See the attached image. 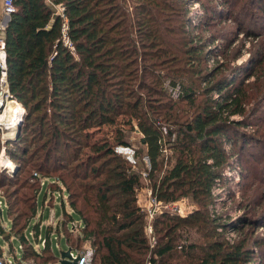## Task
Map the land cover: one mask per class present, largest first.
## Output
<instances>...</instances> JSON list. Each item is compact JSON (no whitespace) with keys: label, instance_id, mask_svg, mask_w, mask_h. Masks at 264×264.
<instances>
[{"label":"trees","instance_id":"1","mask_svg":"<svg viewBox=\"0 0 264 264\" xmlns=\"http://www.w3.org/2000/svg\"><path fill=\"white\" fill-rule=\"evenodd\" d=\"M51 1L63 2L66 6L68 36L75 46L74 50L64 43L63 18L56 14L49 0H15L17 8L8 19L4 37L9 99L22 103L27 111L26 122L34 118L42 124L36 129L43 135L37 142L42 144L46 137L51 136L47 139L49 142L42 146L47 149L50 146V155L61 151V147L67 152L71 145L64 137L70 138L76 145L71 146L73 151L67 159L73 158L74 162L82 160L81 154L89 146L100 154L97 161L89 162L86 166L84 162L76 167L56 165L51 170L52 173L57 170L61 172L56 178L66 186L63 195L67 193L72 209L81 217L83 223L76 226L83 234L73 237L75 227L70 223L75 221L74 214L65 210L63 201L67 197L61 196L66 219L57 222L55 231L58 229L60 236L64 232L69 233L64 236L68 246L74 250H79L78 246L83 240L91 241L95 250L92 264H146L147 259L153 264H173V260L177 258L174 253L180 250L189 253L188 248L195 249L196 243H190L188 247L181 245L176 251L177 246L173 244L172 235L180 226L206 221V215L193 214L186 218L167 211L156 215L154 226L158 235L160 234L158 249L148 257L150 243L144 230L145 212L136 203L142 173L134 169L108 143H95L91 146L87 141L86 130L115 124L121 115L137 118L141 121V142L146 148L151 166L148 176L152 183L153 197L158 201L173 202L182 196H189L194 202L206 206L214 201L213 186L224 180L220 173L221 168L231 163L227 151L237 150L238 138L231 131L230 117L244 113V91L236 85V79L228 81L227 78H221L214 85L206 86L205 90L211 102L205 101L199 105L201 111L193 120L177 122L175 141L173 145L170 144L178 158L162 174L161 156L167 141L158 121L173 120L174 111L170 113L168 108L162 111L160 103H157L160 100L154 102L152 95L151 100H145L138 94L134 95V90L130 88L138 76V69L134 72V65L139 61L141 64L150 61L151 64L158 65L157 60L166 53H171V46L163 47L170 45L171 38L159 32L160 28L169 29L168 18L161 13L166 3L163 0H139L133 13H130L124 5L126 0ZM135 29L138 30L139 41L134 36ZM141 47L158 49L148 54ZM193 54L198 53H192V56ZM144 68L146 70L143 73L149 74L147 77H152L156 82L155 77L148 73L147 65ZM181 88L179 95L183 96L182 99L195 105L197 91L194 92L186 85ZM215 94L219 95L220 100L215 101ZM66 102L71 105H65ZM47 106L53 109L67 106L49 124L50 131L43 123L46 117L40 120L35 117L41 111L44 113ZM24 134L23 128L13 142L21 144L25 140ZM119 138L122 143H128L122 132ZM16 153L17 151L10 152L17 159ZM138 154L141 155L139 150ZM57 160L53 155L55 164ZM65 170L67 172L63 173ZM8 180L13 181L12 178ZM14 184L19 183L14 181ZM39 194L40 192L32 194L29 202L21 199L23 205L19 213L20 219L12 217V203H8L9 198L1 197L6 204L7 215L11 217L12 230L16 233L17 227L25 228L26 232L27 221L21 224V217L36 214ZM48 195L50 194L45 190L43 203ZM51 198L56 199V191H52ZM0 210L2 212L1 205ZM50 229L51 227L46 226L45 244L41 250L59 259L60 256L52 245ZM39 232L37 222L32 226V237L35 240ZM17 239L21 244H34L26 233H21ZM233 247L234 249L227 250L223 260L210 253L196 264H241V260L250 256L241 255L244 251L243 244ZM15 249L16 252L9 254L6 259L3 249L0 248V257L4 264H9V259L13 261L10 264H23V257ZM34 252L41 254L37 249ZM25 254L26 250L21 247V255L26 256Z\"/></svg>","mask_w":264,"mask_h":264},{"label":"rangeland","instance_id":"2","mask_svg":"<svg viewBox=\"0 0 264 264\" xmlns=\"http://www.w3.org/2000/svg\"><path fill=\"white\" fill-rule=\"evenodd\" d=\"M138 1L126 0L124 5L128 7L130 13H133ZM163 2L166 4L161 13L168 18L169 29L160 28L159 32L171 38L170 45L163 46L165 48L171 46V53H166L157 60L158 65H153L150 61H146L145 64L139 61L136 64L138 67L134 65V70L138 69V76L133 80L130 88L134 90V95L138 94L145 100L150 99L151 95L154 102L160 100L157 103H160L162 111L166 108L170 109L168 110L170 113L174 111L173 120L158 121L167 141V145L163 146L160 173L163 174L171 168L178 158L172 146L177 132V122L193 120L201 111L199 105L210 101V96L205 90L207 85H214L221 78H227L228 81L236 79V85L242 87L246 97L244 113L230 117L231 131L238 138L237 150L227 151L231 163L220 170L224 180L213 186V203L201 206L191 197L182 196L173 202L161 201L155 204L152 183L148 176L151 166L146 148L141 142L143 137L141 121L137 118L121 115L115 124L89 128L86 130L87 141L91 146L95 143H108L127 159L134 169L142 173V183L137 188L136 203L145 212L144 230L148 242L151 243L150 234L155 235L157 241L150 246L148 257L158 249L159 243L160 234L158 235L155 230L154 218L167 211L186 218L193 214L206 215V221L180 226L172 235L173 244L177 246L176 251L181 245L188 247L190 243H196L195 249L188 248L189 253L181 250L174 253L177 258L173 260V264H196L210 253L223 260L227 250L234 249L233 246L237 244L244 246L241 255H250L246 260H241V264H264V8L262 7L264 0H163ZM134 34L139 41L137 29ZM194 48L198 50H192ZM140 49H145L149 54L158 48L141 47ZM192 53L198 54L192 56ZM145 65L156 82L152 77H147L149 74L143 73L146 70ZM180 85L189 86L194 92L197 91L195 105L189 100L182 99L183 96L179 95L182 90ZM214 99L220 100L219 95L215 94ZM6 100L8 99L4 97L5 102ZM65 105L71 104L66 102ZM65 108L67 106L62 109L47 106L44 113L41 111L35 117L39 120L46 117L43 123L50 131L49 124L59 112L63 113ZM26 116L27 111L24 108L12 134L8 132L4 123H0V200L2 201L0 248L3 249L6 259L9 254H14L17 248L18 254L24 259L23 264H62L60 258L56 259L41 250L45 244L46 226L51 227L52 245L58 256L69 248L65 238L69 233L64 232L65 236H60L61 232L57 231L58 229L55 231L54 227L60 219H66L61 204L62 197H67L63 201L65 210L73 212L74 219L79 225L83 223L81 217L72 209L67 193L63 195L66 186L56 178L61 172L57 170L52 173L51 170L56 165L76 167L84 162L86 166L89 162L97 161L100 154L89 146L83 150L81 161L74 162L73 158L68 160L67 157L73 151L71 146H75L76 142L64 137V140L71 145L68 151H63L61 147V151L49 155L50 146L48 149L42 146L49 142L47 139L51 136L46 137V141L42 144L38 143V139L43 135L36 129L42 124L34 118L26 122ZM23 128L25 140H22L21 144L13 142L16 130L19 129L20 132ZM121 132L127 144L120 141ZM224 141L226 142V139ZM138 150L141 155L138 154ZM11 151H17V159L10 154ZM53 155L58 158L56 164ZM66 172L67 170L63 173ZM10 178L13 181L9 182ZM14 181L19 184H14ZM45 190L50 195L43 203ZM52 191H56V199L51 198ZM39 192V208L36 214L22 216L20 220L21 224L27 221L26 232L25 228L17 227L18 233H16L14 229L12 230L11 217H8L6 204L1 197L9 198L8 203H12V217L20 219L19 213L23 205L21 199L29 202L31 195ZM152 206H157V214L149 219L147 212ZM53 210L56 216L50 219ZM37 222L40 232L35 240L32 237V226ZM149 226L152 227V233L148 230ZM21 233L28 235L34 243L33 246L28 242H22L23 244L19 242L17 238ZM79 233L83 234L75 227L72 235L77 237ZM21 247L26 250V256L21 255ZM78 247L79 250L90 248L95 251L91 241L83 240ZM34 249L39 250L41 254H35Z\"/></svg>","mask_w":264,"mask_h":264},{"label":"built area","instance_id":"3","mask_svg":"<svg viewBox=\"0 0 264 264\" xmlns=\"http://www.w3.org/2000/svg\"><path fill=\"white\" fill-rule=\"evenodd\" d=\"M0 95L2 97H5L6 99H9V82H8V63H7V53H6V41L4 37V30L7 25V17L10 18L11 14L16 11V4L15 0H0ZM51 5L54 7L56 14L61 15L63 18V36L62 39L66 45H68L71 49H75L74 44L72 43L70 37L68 36V16L65 12L66 6L63 2L54 3L51 0H49ZM155 200V204L158 201L155 197H153ZM157 206H152L148 208L147 217L149 219H152L156 213ZM50 219H53L55 215V211L53 210L50 214ZM73 227L78 226V223L76 221L72 222ZM148 230L150 233H152V227L149 226ZM151 245L153 246L157 241L155 240V235H151ZM45 241V240H44ZM94 252L90 248L82 249V250H71V255L73 259H76L75 264H92V258H93ZM9 262L12 263L13 261L9 259ZM0 264H4L3 259L0 257ZM146 264H153L151 260L147 259Z\"/></svg>","mask_w":264,"mask_h":264},{"label":"bare ground","instance_id":"4","mask_svg":"<svg viewBox=\"0 0 264 264\" xmlns=\"http://www.w3.org/2000/svg\"><path fill=\"white\" fill-rule=\"evenodd\" d=\"M0 103H4V110L0 113V123H4L10 134L14 133V129L21 119L24 107L20 102H16L13 99H8L4 101V97L0 95ZM23 107V108H22Z\"/></svg>","mask_w":264,"mask_h":264},{"label":"water","instance_id":"5","mask_svg":"<svg viewBox=\"0 0 264 264\" xmlns=\"http://www.w3.org/2000/svg\"><path fill=\"white\" fill-rule=\"evenodd\" d=\"M4 106H5L4 103H0V111L3 109ZM18 134H19V129L16 130V132H15V135H14L15 138L18 136ZM71 250H72V248L69 247L66 251L61 252L60 261L62 264H75L76 259L72 258Z\"/></svg>","mask_w":264,"mask_h":264},{"label":"crops","instance_id":"6","mask_svg":"<svg viewBox=\"0 0 264 264\" xmlns=\"http://www.w3.org/2000/svg\"><path fill=\"white\" fill-rule=\"evenodd\" d=\"M9 18L7 17V20H8ZM55 215H56V213H55Z\"/></svg>","mask_w":264,"mask_h":264}]
</instances>
